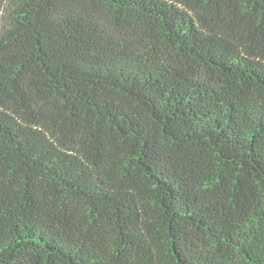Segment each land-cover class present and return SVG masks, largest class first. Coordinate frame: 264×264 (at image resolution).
<instances>
[{
    "label": "trees",
    "instance_id": "trees-1",
    "mask_svg": "<svg viewBox=\"0 0 264 264\" xmlns=\"http://www.w3.org/2000/svg\"><path fill=\"white\" fill-rule=\"evenodd\" d=\"M0 264H264V0H0Z\"/></svg>",
    "mask_w": 264,
    "mask_h": 264
}]
</instances>
